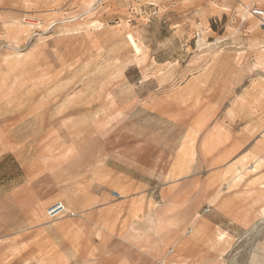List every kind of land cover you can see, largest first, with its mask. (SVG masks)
I'll return each mask as SVG.
<instances>
[{
    "label": "rangeland",
    "instance_id": "obj_1",
    "mask_svg": "<svg viewBox=\"0 0 264 264\" xmlns=\"http://www.w3.org/2000/svg\"><path fill=\"white\" fill-rule=\"evenodd\" d=\"M254 7L0 0V264H264Z\"/></svg>",
    "mask_w": 264,
    "mask_h": 264
},
{
    "label": "crops",
    "instance_id": "obj_2",
    "mask_svg": "<svg viewBox=\"0 0 264 264\" xmlns=\"http://www.w3.org/2000/svg\"><path fill=\"white\" fill-rule=\"evenodd\" d=\"M247 124H244L243 126H241L240 129H236L235 133H233V140H231L230 144H232L233 146H235L236 148H238L237 146L242 145V144H249L253 141H255L257 139L254 138L256 132L251 130V126L247 127ZM234 147V150H236V148ZM237 159L235 158L234 161H236ZM6 192V191H5ZM198 192V190H197ZM194 197L193 198H189L188 200V205L186 207L187 213L184 212V214L182 215L183 219L181 221V223H184L185 225L187 224L186 222L191 220L192 217L191 215L193 214L194 210L196 208H198L201 204V195H199V193L196 194V191L194 190ZM3 193H1V198ZM263 200H264V195H263ZM3 203V201H2ZM260 209L263 207V204L258 206ZM193 210V211H192ZM263 212H264V207H263ZM181 218V217H179ZM194 219V218H193ZM6 228V229H4ZM7 230V231H6ZM7 232L6 234L4 232ZM210 238H213L214 236L211 235L209 236ZM9 238V226H8V220H4V217L0 218V240H4V239H8Z\"/></svg>",
    "mask_w": 264,
    "mask_h": 264
},
{
    "label": "built area",
    "instance_id": "obj_3",
    "mask_svg": "<svg viewBox=\"0 0 264 264\" xmlns=\"http://www.w3.org/2000/svg\"><path fill=\"white\" fill-rule=\"evenodd\" d=\"M251 14L257 16L260 21V26L264 28V10L258 7H254L251 9ZM66 211L65 205L62 202H55L51 209L53 212V218L57 217L58 215L63 214ZM51 214V215H52Z\"/></svg>",
    "mask_w": 264,
    "mask_h": 264
},
{
    "label": "bare ground",
    "instance_id": "obj_4",
    "mask_svg": "<svg viewBox=\"0 0 264 264\" xmlns=\"http://www.w3.org/2000/svg\"><path fill=\"white\" fill-rule=\"evenodd\" d=\"M66 208V207H65ZM52 216H53V214H52Z\"/></svg>",
    "mask_w": 264,
    "mask_h": 264
}]
</instances>
